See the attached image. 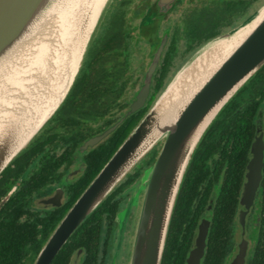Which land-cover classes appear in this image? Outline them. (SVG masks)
I'll return each mask as SVG.
<instances>
[{"label": "flooded vegetation", "instance_id": "af4514ba", "mask_svg": "<svg viewBox=\"0 0 264 264\" xmlns=\"http://www.w3.org/2000/svg\"><path fill=\"white\" fill-rule=\"evenodd\" d=\"M251 1L264 3V0ZM153 3L154 0L113 1L112 11L109 15H105L88 49L89 51L94 48L96 56L89 60L90 64L86 66L87 51V57L75 78V81L79 80L76 81L79 88L74 90L76 85L74 81L63 101L42 124L41 129L31 137L26 147L1 173L0 264L36 263L54 231L80 196L125 142L124 140L147 116L156 100L189 60L191 45L188 44L187 36L182 31L184 13L181 12L177 20L168 21L165 25L163 21H147ZM121 13L124 14L121 18L117 20L113 18L115 14ZM115 26H120L123 33H108V30ZM146 29L148 32H145ZM163 41L165 48L159 57L146 100L136 111L131 112L134 102L146 84L149 68ZM222 110L205 131L190 156L177 195L180 201H178V213L173 221V231L179 228L192 238L185 264L190 252L195 248L200 227L207 224L209 228L204 256L201 260L203 264L211 231L215 227L214 214L221 206L222 220L224 219L222 227L228 226L227 207L230 203L235 202L236 209L232 224L228 226L233 231L231 238L230 240L225 238L228 251L224 264L232 263L243 243L245 264H248L256 249L260 251L262 243L264 244L262 226L264 150L262 179L256 189L251 209L245 217L244 226L240 222L242 205L245 203L243 194L248 166L253 159V144L261 132L264 143V107H260L253 120L254 126L250 127L251 139L237 148L235 144L240 129L237 128L235 114L230 113L229 109H225L223 113ZM125 117L127 118L115 131L94 146L84 148L89 140L102 135ZM204 141L206 142L203 143ZM119 143V147L115 149ZM163 144L164 140L155 145L141 159L146 162H142L133 174L129 172L118 185L123 184L113 199L119 206L113 217L116 227L115 235L109 245V247L112 245V251L109 250L108 257L100 260L101 262L113 257V251L116 253L115 259L123 246L119 237V234H123V231H119L120 213L126 210L128 216L131 214L127 218L125 230L129 228L132 232L133 226L137 224L141 208L138 211L137 221H134L133 205L136 201L131 200L132 195L143 191L140 205L142 207L145 193L143 188L146 186L142 188V185L138 184L139 181L143 183V175L145 176L147 170H150L157 161ZM237 149H240L241 156L234 161L233 154L236 155ZM96 169L98 173L95 175ZM130 205L132 206L129 207ZM99 213H106L102 221L107 229L108 217L111 219L110 213L114 211L102 210ZM102 233L103 239L100 243L101 248L104 249L107 232ZM77 244L79 243L75 245ZM125 244L129 247L127 241ZM103 254L102 251L101 255ZM83 255V249H78L68 264H80Z\"/></svg>", "mask_w": 264, "mask_h": 264}, {"label": "water", "instance_id": "95a60500", "mask_svg": "<svg viewBox=\"0 0 264 264\" xmlns=\"http://www.w3.org/2000/svg\"><path fill=\"white\" fill-rule=\"evenodd\" d=\"M68 1L0 0V87L2 86V89L8 87L7 91L8 89L13 90L18 95H20V92H24L22 87H27V84L22 82L23 79L18 72L23 70L25 51L29 48L31 42L34 39L36 40L44 26L54 17V14L63 9ZM184 1L155 0L146 20L161 22V19H165L177 5ZM106 4L107 0L104 7ZM250 26L252 30L246 38L185 100L178 108L174 119L161 123L158 109L159 101L152 107L147 116L119 147L56 228L35 264H51L80 225L126 178L139 161L155 145L164 140L159 157L149 170L148 180L146 179L144 199L129 263L161 264L176 198L190 156L217 114L264 66V5L244 25L234 31L232 30L230 33L216 37L198 50L200 51L207 44L220 37H231ZM94 29L90 35H92ZM91 37H88L83 53L89 46ZM164 48L165 41L158 48L155 59L149 68L146 84L134 102L131 112L136 111L146 100V96L150 91L151 79ZM192 66L182 67V70L174 78L175 80H172L173 83L169 84L170 86L175 85V92L182 93L184 91L185 77H179L180 79L177 77L181 72L188 75L190 71L192 72ZM78 72L79 68L72 84ZM15 83L19 84V89L15 88ZM169 87L166 88L165 92ZM2 95L3 93L0 96ZM12 109L14 108L8 104L7 115L14 113ZM1 111L0 117L4 116V109ZM126 118H123L102 135L89 140L84 148L94 146L103 140L115 131ZM3 119V117L0 118V175L23 147V144L20 147L18 146L19 149L16 151V148H18L16 147L18 129L12 123H6L7 120ZM263 150V132H261L253 144V159L248 166L247 182L243 194L245 203L242 205L240 213L242 226H244L245 217L251 209L256 189L262 179ZM208 228L207 224L200 227L195 248L190 252L186 264H201L206 247ZM231 264H245L244 243L240 246L239 253Z\"/></svg>", "mask_w": 264, "mask_h": 264}, {"label": "bare ground", "instance_id": "6f19581e", "mask_svg": "<svg viewBox=\"0 0 264 264\" xmlns=\"http://www.w3.org/2000/svg\"><path fill=\"white\" fill-rule=\"evenodd\" d=\"M105 3L106 0H69L64 7V13L57 15L60 12L58 11L54 14L36 40L34 39L26 49L22 69L25 66L32 67L34 62L33 67L36 72L31 77L40 73L39 70L44 73L43 77L54 78L57 76V80L54 82L48 78L45 84L47 90L33 87L26 91V95H18L13 90L8 89L7 91V89H2V86L0 87V95L3 93L0 96V114L4 109V116H1L4 118L3 120H7L6 123H12L18 129L16 147L28 142L65 97L79 68L85 43ZM60 17L64 18H61L60 21ZM251 30L250 26L231 37L219 39L208 47L195 62L194 71H190L188 75H184L182 72L178 75L177 78L185 77L186 84L182 93L175 92V85L170 86L173 82L170 83L169 89L159 100L158 109L161 123L174 119L178 108L234 51ZM82 34L83 36H81ZM11 78L13 77L11 76ZM44 96L47 97L45 101L43 100ZM8 104L14 108L12 115H7ZM155 133L158 132L155 131ZM19 147L16 148V151Z\"/></svg>", "mask_w": 264, "mask_h": 264}, {"label": "trees", "instance_id": "16d2710c", "mask_svg": "<svg viewBox=\"0 0 264 264\" xmlns=\"http://www.w3.org/2000/svg\"><path fill=\"white\" fill-rule=\"evenodd\" d=\"M194 2V1H193ZM192 2V4H193ZM251 0H212L204 1L198 5L191 6L184 9V21L182 24V31L186 34L190 55L199 50L209 41L215 39L218 36L224 34L227 30L236 27L241 21L245 20L251 12L255 9V5ZM124 14H115L114 19L121 18ZM110 34L123 33L120 26L112 27L108 30ZM96 56V50L94 48L88 51V60L85 65H89L92 58ZM263 74L264 66L253 75V77L240 89V93L247 89L248 85L255 86L247 92L248 99L242 106L240 102L234 103L229 109L230 113L235 114V118L238 122L237 128L240 130V134L237 137L236 148L243 146L251 139L249 135L251 125L254 126L253 120L257 116L260 107H264V78L258 80L259 75ZM77 82L79 80H76ZM75 81V83H76ZM262 82V83H261ZM259 84V85H258ZM79 88L76 83L74 90ZM233 100V99H231ZM230 100V101H231ZM229 101V102H230ZM228 102V104H229ZM240 105V106H239ZM227 107V106H226ZM224 108L222 113L225 112ZM236 128V126H235ZM204 141L203 143H205ZM121 143V142H120ZM120 143L115 147L117 149ZM240 149H237L236 155L233 154L234 161H236L241 155ZM104 159L102 160V162ZM102 164V163H101ZM104 165V164H103ZM102 168V167H101ZM99 169V168H98ZM98 169L94 171L95 175L98 173ZM127 182V181H126ZM125 182V183H126ZM124 183V184H125ZM120 186L116 187L112 192L79 227L69 242L64 246L60 254L57 256L53 264H68L72 255L78 250L83 249L84 255L80 264H106L107 261L101 262L100 260L108 257L109 250L112 251V245H110L111 239L114 237L115 231V218L114 215L118 210V202L114 201L115 195L118 193ZM179 197L176 199L173 214L171 217L168 235L166 239L165 249L161 264H185V258L187 256V250L191 244L192 238L185 234L184 231L179 228L173 231V221L179 210ZM264 207V201H263ZM222 207L220 206L217 213L214 214L215 227L211 231L209 238V247L206 252V256L203 260V264H224V258L227 254V240H230L232 228H228L232 224L235 216V202L230 203L227 207L229 215V225L222 227L224 219L222 220L223 213H221ZM112 209L114 213H110L111 219L108 217L107 229L103 224V218L106 213H99L102 210ZM119 214V213H118ZM117 214V215H118ZM263 215V228H264V213ZM119 216V215H118ZM106 233V246L101 248L100 241L103 239V233ZM84 234V235H83ZM264 234V230H263ZM226 238V239H225ZM80 239L84 241H79ZM76 243H79L75 245ZM104 252L101 255V252ZM118 251V250H117ZM230 251V250H229ZM107 254V256H106ZM248 264H264V244L262 243L261 250L255 251L254 256L251 258Z\"/></svg>", "mask_w": 264, "mask_h": 264}, {"label": "rangeland", "instance_id": "374dc122", "mask_svg": "<svg viewBox=\"0 0 264 264\" xmlns=\"http://www.w3.org/2000/svg\"><path fill=\"white\" fill-rule=\"evenodd\" d=\"M114 2H115V0H113ZM113 1L112 0H107V4H106V6L103 8V10H101L102 11V13H101V15H100V18H98V21L96 22V26H94V31H93V33H92V35H90V36H94L96 33H97V31H98V28L100 27V23L102 22V20H104V18H105V15L107 16V15H109L110 14V12L112 11V9H113ZM155 1V0H154ZM194 1V2H193ZM204 1H206V2H208V1H212V0H185L183 3H180L179 5H177L176 6V8H178L177 9V11H175V9L169 14V15H167L166 17H165V19L163 18V19H161L162 21H163V24L165 25L168 21H172V22H174L175 20H177V18L179 17V15L181 14V12H183L184 13V9L185 8H187V7H189V6H193L194 4H196V5H198L199 3H203ZM191 2H193V4H191ZM263 3V2H262ZM262 3H253L256 7H255V9L251 12V14L245 19V20H243V21H241L240 22V24H238L236 27H234V28H232V29H229V30H227L224 34H227V33H230V32H232V30L234 31V30H236L238 27H240V26H242V25H244V23H246L251 17H253L262 7H263V5H264V3L262 4ZM262 4V5H261ZM64 8L63 9H61L60 10V12L59 13H57V15H61L62 13H64ZM61 18H64V17H60L59 18V20L61 21ZM162 24V25H163ZM148 28H150V26H148ZM164 28V27H163ZM145 32H148V29H146L145 30ZM81 36H83V34L81 35ZM89 36V37H90ZM92 37H91V39H90V43L92 42ZM224 37V36H223ZM223 37H220V38H223ZM219 38V39H220ZM219 39H217V40H219ZM217 40H215V41H217ZM215 41H212V42H210L209 44H207L205 47H203L200 51H196V52H194V54H192L191 56H190V58H189V60L182 66V67H187V66H189V65H193L192 66V71H194V64H195V62L199 59V57L200 56H202V54L207 50V48L208 47H210ZM90 43H89V46L86 48V51H84V53H83V59L82 60H80V64H79V71H80V68H81V66H82V63L84 62V59L87 57V51H88V49H89V47H90ZM81 44V43H80ZM79 44V45H80ZM86 44V43H85ZM85 47V46H84ZM21 63V61L19 62V64ZM18 64V65H19ZM35 64L34 63H32V67L34 66ZM30 67V66H25L24 67V69L23 70H21V71H19L18 72V74H19V76L23 79V81H24V83L26 82V84H27V87H25V88H23L24 89V92H20V95H26L27 93H26V91L28 90V89H31V88H33V87H38V88H41V89H45V90H47L46 88H45V84H46V82H47V80H48V78L50 79V81H55V80H57V76H54V78H50V77H46V76H44L43 77V75H44V73L42 72L41 73V71L39 70L38 72H40V73H37V74H35L33 77H31L32 76V74H34L35 72H36V69H34L35 67ZM182 70V68L179 70V71H181ZM178 71V72H179ZM30 74V75H29ZM39 74V75H38ZM178 74V73H177ZM29 76V77H28ZM41 77V78H40ZM264 78L263 77V74H261V75H259V77H258V80L260 79V78ZM37 78V79H36ZM45 80H44V79ZM176 78V77H175ZM45 81H43V80ZM175 80V79H174ZM43 81V82H42ZM57 83H58V81H57ZM262 83V82H261ZM15 84H17V83H15ZM38 84V85H37ZM259 85V84H258ZM253 86H255V84L253 85V83L251 84V85H248V87H247V89H245V90H243L241 93L240 92H238L236 95V97L233 99V100H231L230 102H229V104L227 105V107H226V109H230L233 105H234V103H237V102H240L241 103V105L243 106L245 103H246V100L249 98L248 97V95H247V92L249 93V90L250 89H252V87ZM9 87H11L10 85H9ZM16 87H18L17 89H19L20 88V86H19V84L16 86L15 85V88ZM44 87V88H43ZM8 88V87H7ZM7 88H5V90L7 89ZM166 90V89H165ZM165 92V91H164ZM23 93V94H22ZM66 93H68V92H66ZM66 95V94H65ZM163 95V94H162ZM162 95L160 96V98L162 97ZM160 98L158 99V100H156V102L154 103V104H156L157 103V101H159L160 100ZM47 99V97L45 98V96L43 97V100L45 101ZM42 126V125H41ZM39 129H41V127L39 128ZM38 129V130H39ZM37 130V131H38ZM36 131V132H37ZM132 134V133H131ZM130 134V135H131ZM127 139V138H126ZM125 139V140H126ZM124 140V141H125ZM163 141V140H162ZM29 142V141H28ZM27 142V143H28ZM161 142V141H160ZM27 143H25L24 145H23V147L20 149V151L22 150V149H24L25 147H26V145H27ZM161 149H162V146L160 147ZM19 151V152H20ZM18 152V153H19ZM144 160V159H143ZM141 161L139 164H137V166L134 168V170L133 171H131L132 173L131 174H133L134 172H135V170H136V168L137 167H139L141 164H142V162L143 163H145L146 162V160L145 161ZM155 163V162H154ZM154 163H153V165H154ZM149 170H147V172H146V174H145V176L143 175V183H142V181H139V186L140 185H142V188L144 187V186H146V179L148 180V177H149ZM136 186V187H138L137 188V192L139 191V186ZM143 189H146V188H143ZM143 193V191H141V193H139V194H137V193H133V195H132V199L131 200H133V201H136V203L133 205L134 207H135V211H134V214H135V219H134V221H137V215H139V213H138V211H139V209L141 208L140 207V205H141V202H142V200H141V194ZM141 200V201H140ZM132 205H130L129 207H131ZM127 211L126 210H123V212L122 213H120V218H121V220H119V224H120V228H119V231H121V226H122V230H123V234L121 235V234H119V237H120V242H122L123 243V246H122V248L119 250V252H118V254H117V256H116V258L114 259V256H115V252L113 251V257H110L109 258V260L107 261V264H129L130 263V257H131V252H132V248H133V243H134V238H135V233H136V228H137V225H138V221H137V224L135 225V226H133V230H132V232H130V230H129V228L127 229V230H125L124 229V226H125V224H126V221H127V218L128 217H130L131 216V214L128 216V214L129 213H127ZM125 214H126V216H125ZM138 220H139V218H138ZM123 238H124V240H123ZM127 241V243H129V247H128V245H126L125 244V242ZM125 248H127V250L125 249Z\"/></svg>", "mask_w": 264, "mask_h": 264}]
</instances>
